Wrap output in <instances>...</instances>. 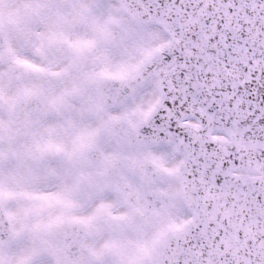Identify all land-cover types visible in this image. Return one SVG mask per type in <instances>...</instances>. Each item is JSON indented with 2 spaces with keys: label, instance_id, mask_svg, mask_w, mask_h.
I'll use <instances>...</instances> for the list:
<instances>
[{
  "label": "snow or ice",
  "instance_id": "1",
  "mask_svg": "<svg viewBox=\"0 0 264 264\" xmlns=\"http://www.w3.org/2000/svg\"><path fill=\"white\" fill-rule=\"evenodd\" d=\"M0 264H264V0H0Z\"/></svg>",
  "mask_w": 264,
  "mask_h": 264
}]
</instances>
